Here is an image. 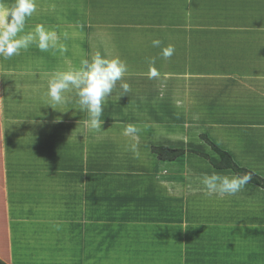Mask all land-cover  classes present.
<instances>
[{
	"label": "rangeland",
	"instance_id": "obj_1",
	"mask_svg": "<svg viewBox=\"0 0 264 264\" xmlns=\"http://www.w3.org/2000/svg\"><path fill=\"white\" fill-rule=\"evenodd\" d=\"M162 1L161 3L170 4L167 0ZM3 2L11 6L14 0ZM48 2L47 7L51 2L64 3L68 7L64 9L65 17L59 19L52 16L55 13L51 15L50 12L42 14L35 11L27 20L26 31L34 29L37 24H43L60 34L67 33L66 40L61 35V42L67 50L63 54L58 51L53 53L51 50L41 52L33 45L27 51L22 50L24 55L30 58L37 55L40 60L53 65L62 60L63 55L69 57L68 62L74 63L77 60H90L95 53L100 52L108 59L118 57L127 65L122 80L117 82L113 93L105 101L101 131H96L101 134L97 135L101 137L100 142L87 147V177H97L96 181L102 186L99 189L103 194L130 195L136 209H142L139 206L144 203L152 215V225H159L156 227L162 231L161 239L157 235L154 241L166 240L171 244L170 251L174 253L170 259L179 252L175 247L181 241L184 258L187 259V252L194 244L195 247L200 243L204 244L215 259L227 258L234 247H241L238 242L244 243L246 239L250 244L259 246L258 239H264V189L248 184L233 196L208 195L202 176L205 173L211 174L212 171L235 174L229 169L216 168L221 164L220 155L216 152L218 149L226 152L237 167L247 169L264 179V53H260L264 48V26L254 21L240 22L242 31H238L237 20H232L233 13L239 10L236 3L229 4L226 0L199 1L198 13L205 19L204 22L201 20L199 24L200 20L190 21L188 12L182 24L185 25L188 19L191 26L198 25L193 27V36L185 40L187 42L192 38L191 41L197 45V48L191 49L194 56H189L188 43L180 46V49L177 46L179 42L169 40L168 30L175 28L174 24L179 23L177 21L182 18L177 16L173 21L169 17L172 12H168L164 5L158 6L159 13L152 16L139 0ZM244 2L249 5V0ZM262 5L258 11L263 14L264 3ZM229 11L231 19L227 16ZM251 13L255 17L256 12L252 10ZM173 22V26L169 25ZM166 24L168 25L165 26ZM253 24L256 26L254 29ZM239 38L245 51H240L236 45L235 40ZM206 39L217 46L206 49L212 55L204 57ZM243 39L247 40L243 42ZM154 40L161 41V45L153 47ZM222 43L229 49H224ZM165 45H172L175 49L168 59L162 56ZM260 54L263 56L261 62L256 59ZM196 58H199V63ZM152 59L155 60L154 65L150 63ZM202 60L205 62L203 66ZM7 61L9 63L10 59ZM4 62L5 59L0 57L2 68ZM168 63H180L183 69L199 70L216 79L212 89H207L204 84L206 89L199 91L202 97L199 102L209 105L191 101L185 90L179 91L175 86L172 88L159 73L156 77H150L152 67L158 72L160 66H167ZM230 65H236L237 69H231ZM222 70L230 75L231 80L225 90L218 88V73ZM252 72H256L253 76L258 79L244 82L252 76ZM251 81L258 85L254 87ZM122 82L130 86L127 93L120 87ZM249 85L253 86L248 87ZM246 89L250 90L246 92ZM232 90L234 95L230 93ZM251 92L256 94L254 102L260 99L259 104H254L257 108H250V101L240 103L243 95H251ZM179 95L185 100H178ZM85 115L88 119L86 112ZM130 124L141 130L138 139L123 134L124 128ZM87 129L89 137L94 130L89 127ZM133 144L136 145L135 151L131 150ZM159 147L176 149L181 153L174 160H160L156 154ZM114 183L117 186L113 192L111 185ZM4 206L1 198L0 264H9L6 228L3 226V217H6ZM246 230L248 235L245 234ZM204 232L206 240L201 241L198 234L201 237ZM156 234L157 232L153 233L152 237ZM189 238L190 243L187 245ZM177 254L180 256V253ZM256 254L255 246L247 252L248 257H257Z\"/></svg>",
	"mask_w": 264,
	"mask_h": 264
},
{
	"label": "crops",
	"instance_id": "obj_2",
	"mask_svg": "<svg viewBox=\"0 0 264 264\" xmlns=\"http://www.w3.org/2000/svg\"><path fill=\"white\" fill-rule=\"evenodd\" d=\"M48 1L36 0L35 11L42 14L50 12L51 15L55 13L53 17L64 18V9L68 7L60 2H51L47 7ZM139 1L152 16L159 13L158 6L164 5L168 12H172L169 17L173 21L177 16L182 18L177 24L169 23L176 25L168 30L169 40L179 42L177 46L180 49L188 43L190 54L187 55L194 56L191 49L197 48V45L191 41L192 38L187 42L185 40L193 36V27L198 26H191L188 19L200 20L199 24L205 20L198 13V2L202 0H167L169 5L161 3L162 0ZM226 1L236 3L239 9L232 16V20L238 22V31H242L240 22L254 21L264 26V13L258 11L263 7L264 0H249V5L244 0ZM74 10L76 14V8ZM252 10L256 12L255 17ZM188 12L189 17L182 25ZM227 16L231 19L230 11ZM255 27L253 24V29ZM240 41V38L235 40L236 45L240 51H245ZM205 42L204 57L212 55L207 50L217 46L209 39ZM222 46L229 49L223 43ZM262 54L256 57L259 62L263 60ZM67 58L63 55L62 60L48 65L37 55L30 58L21 51L9 63L5 60L3 68L0 65V201L2 198L5 203L3 226L6 228L9 264H264L263 238L258 239L259 246L250 244L247 239L244 243L238 242L241 247H234L233 252L224 259H215L202 243L197 247L194 244L187 252L188 259L184 258L181 241L175 247L180 256L176 253L170 259L174 253L170 251L171 244L166 240L154 241L157 235L161 239L162 231L156 227L159 225H152V215L144 203L139 206L142 209H136L130 195L102 193L97 177H87V147L100 142L101 137H97L101 136L100 132L94 131L88 137L87 118L85 112L78 110L74 90L65 93L68 98L65 104L54 108L49 106L45 94L48 80L53 74L80 66L81 60L73 63L68 62ZM195 60L199 63V58ZM181 66L180 63H168L167 66H160L158 73L172 88L175 86L179 91L185 90L191 101L208 104L199 102L202 101L199 91L202 88L212 89L216 79L199 70L191 71ZM230 68L237 69V66L230 65ZM218 74V88L225 90L226 85L231 84L230 75L223 70ZM253 74L256 72H252V76L244 82L258 79ZM3 75L7 78L1 77ZM235 80L238 81V78ZM250 83L254 87L258 85L252 81ZM230 93L233 94V90ZM243 96L240 103L246 100L245 104L254 101L256 94L251 92V95ZM182 99L181 96L178 100ZM259 101L248 106L256 107L254 104H259ZM82 115L84 118L80 119ZM130 180L135 181L136 178ZM116 186L117 183L111 185L113 192ZM201 229L205 231L204 227ZM198 237L201 241L206 240L205 232L201 237L198 234ZM189 243L190 238L186 244ZM254 246L257 247V257H248L247 252Z\"/></svg>",
	"mask_w": 264,
	"mask_h": 264
},
{
	"label": "clouds",
	"instance_id": "obj_3",
	"mask_svg": "<svg viewBox=\"0 0 264 264\" xmlns=\"http://www.w3.org/2000/svg\"><path fill=\"white\" fill-rule=\"evenodd\" d=\"M36 10V0H14L11 6H7L0 0V57L5 60L20 55L21 51H27L35 45L41 52L52 51L63 54L67 49L61 42V35L66 40L67 33L60 34L54 29L46 28L43 24H37L34 29L26 31L27 20ZM153 47H159L161 41L154 40ZM174 47L169 45L162 50L165 59L174 54ZM154 65L155 60H150ZM127 71V65L118 57L108 59L95 53L91 59H83L78 68L71 71L53 74L47 83L46 96L49 106L54 108L67 102L65 93L75 91L76 104L80 112H86L88 119L85 124L94 131H101L104 112V104L110 94L113 93L118 81L122 80ZM158 75L155 67L150 69V77ZM124 93L130 90L126 82L120 84ZM141 130L135 125H127L123 134L138 139ZM136 145H131L135 151ZM251 173L221 174L212 171L202 176V183L208 195L218 194L220 197L233 196L241 192L252 180Z\"/></svg>",
	"mask_w": 264,
	"mask_h": 264
},
{
	"label": "trees",
	"instance_id": "obj_4",
	"mask_svg": "<svg viewBox=\"0 0 264 264\" xmlns=\"http://www.w3.org/2000/svg\"><path fill=\"white\" fill-rule=\"evenodd\" d=\"M216 152L219 153L220 159H221L220 160L221 164L216 166L217 169H229V170H232L235 174H240V173H245V172L251 173L247 169L237 167L226 152L218 150V149H216ZM180 153L181 151H178L176 149H170L168 147H159V149H157V152H156L157 157L160 160H169V161L174 160L176 157L180 155ZM251 174L253 178L249 182V184H252V185H255V186H258L264 189V179L260 178L257 175H254L253 173Z\"/></svg>",
	"mask_w": 264,
	"mask_h": 264
},
{
	"label": "bare ground",
	"instance_id": "obj_5",
	"mask_svg": "<svg viewBox=\"0 0 264 264\" xmlns=\"http://www.w3.org/2000/svg\"><path fill=\"white\" fill-rule=\"evenodd\" d=\"M4 76L6 77V75H3V76H1V77H4ZM8 76H9V75H8ZM6 78H7V77H6ZM250 101H251V102H254L253 100H250ZM256 101H257V100H256ZM250 108H252V107H250ZM256 108H257V107H256ZM256 108H255V111L257 112ZM246 111H248V109H247ZM250 111H251V110H250ZM252 111H253V110H252ZM252 111H251V112H252ZM255 111H254V112H255ZM258 120H259V118H258ZM255 126H256V125H255ZM252 129H253V128H252ZM254 129H255V128H254ZM255 130H256V129H255ZM219 142H220V141H219ZM90 150H91V149H90ZM103 166H104V165H103ZM95 168H96V167H95ZM104 169H105V168H104ZM9 177H10V176H9Z\"/></svg>",
	"mask_w": 264,
	"mask_h": 264
}]
</instances>
